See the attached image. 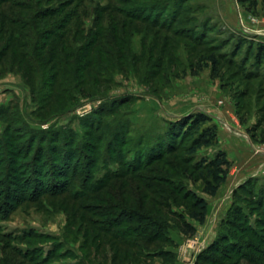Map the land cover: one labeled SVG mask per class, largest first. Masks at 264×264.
Returning a JSON list of instances; mask_svg holds the SVG:
<instances>
[{
  "label": "rangeland",
  "instance_id": "374dc122",
  "mask_svg": "<svg viewBox=\"0 0 264 264\" xmlns=\"http://www.w3.org/2000/svg\"><path fill=\"white\" fill-rule=\"evenodd\" d=\"M49 1L48 6L67 4L65 12L77 11L81 18L68 23L86 32L107 27L114 20L127 22L126 17L133 15L150 22L134 23L138 28L125 36V64L108 72L105 83L89 97L74 92L71 99L60 94L48 101L33 81L23 78L22 71L8 73L0 64V145L6 139L14 140L17 131L22 140L36 137L33 144L45 148L43 162L50 155L59 160L60 154H49L47 148L51 143H64L73 148L68 158L79 160V170H83L82 146L103 133L95 148L96 162L90 167L88 183L94 185L139 151L147 154L150 145L165 138L169 124L192 113L205 114L217 127L218 144L201 149L198 157L211 158L224 151L231 170L214 197L201 192L199 181H180L182 193L190 190L206 199L207 217L203 225L193 223L197 231L192 237L183 236L173 219L169 220L175 225L167 231L172 243L164 248L180 257H176L179 264H195L198 255L212 245L227 252L225 241L219 240L222 234L241 246L252 241L264 251V222H259L264 220V66L255 68L252 58L256 47L264 45V37L256 36L264 28L263 0H257L255 11L238 0ZM152 23L157 24L155 29ZM208 57L215 58V69L207 63L193 74L206 65ZM87 131L94 132L90 134L93 139L86 136ZM175 137L177 143L179 135ZM0 157L5 162L0 165L1 180L10 177V167L24 168L28 175L24 159L10 163L13 156L7 147ZM51 171L44 167L38 175L45 188L55 185ZM22 192L17 197L26 193L31 197L29 190ZM30 197L12 204L7 212L0 210V215L5 214L0 217V264H99L101 255L92 263L84 259L86 249L80 248L84 229L70 225L83 214L70 212L76 203L63 200L64 195ZM237 207L242 211L241 226H250L256 233H243L229 225L236 219ZM172 209L187 218L186 203ZM78 224L84 226L82 221ZM29 233L36 237L22 240ZM50 252L51 258L47 256ZM247 259L237 264H253ZM151 262L163 264L161 258Z\"/></svg>",
  "mask_w": 264,
  "mask_h": 264
},
{
  "label": "trees",
  "instance_id": "16d2710c",
  "mask_svg": "<svg viewBox=\"0 0 264 264\" xmlns=\"http://www.w3.org/2000/svg\"><path fill=\"white\" fill-rule=\"evenodd\" d=\"M49 2L0 0V64L8 69V73L22 71L23 78L27 82L33 81L38 93L48 101L60 94L72 98L74 92L84 97L92 96L105 83L108 72L125 64L126 33L138 28L134 23L148 24L150 20L139 15L127 16L129 23L114 20L107 27L86 32L84 28L68 23L71 18H81L77 11L65 12L67 4L52 7L47 5ZM238 2L247 4L249 11H255L257 7V0ZM156 26V23L151 25L153 29ZM252 58L255 68L264 66V45L256 47ZM207 63L212 70L215 69V58L208 57L206 65L200 66L193 74L208 66ZM250 74L248 72L247 75ZM87 132L86 136L92 138L90 134L94 132ZM15 133L14 140L6 139L4 145L1 142L0 152L7 147L13 156L10 163L24 159L29 171L25 175L24 168L10 167V177L0 179V188L5 187L1 193L0 210L7 212L12 204L30 197L28 193L17 197L24 190H29L31 200H36L39 194L53 198L64 195L63 200L76 203L71 207L72 214L76 216L83 211L70 225L84 229L85 239L80 248L86 249L84 259L88 258V263L101 255L99 264H151L155 258H161L163 264H173L177 255L164 248L172 243L167 231L177 224L183 236L192 237L197 231L193 223L203 225L208 212L206 199L190 190L182 193L180 181H199L201 192L214 197L226 182L232 166L224 151H218L211 158L198 157L201 149L218 144L216 125L202 113H192L169 124L165 138L150 145L147 154L139 151L138 156L119 163L116 170H109L94 185L88 183L90 167L96 162L95 148L103 133L95 136V142L90 140L82 146L83 170H79V160L68 158L69 151L73 149L69 145L51 143L47 148L49 154H60V159H51L50 155L42 162L45 148L33 144L36 137H24L22 140L21 134ZM176 133L179 135L177 143ZM186 140H189L187 144ZM1 158L0 165L4 162ZM39 166L40 170L37 169ZM32 167L34 169L30 171ZM44 167L52 170L50 175L55 185L50 188H45L43 179L38 176ZM77 185L79 189L74 190ZM180 203L187 204V218L172 209ZM3 215L0 217L4 218ZM241 217V209L235 208L236 219L229 225L243 233H256L250 226H241ZM171 219L175 225L170 224ZM259 220L264 222L263 217ZM78 221H82L84 226ZM95 230L98 234L94 235ZM35 237L29 233L22 240ZM219 240L225 241L227 252L220 251L219 245H212L198 255L195 264H225L226 261L237 264L238 260L247 257L250 263L264 264V261H259L261 256L264 257L263 249L252 241L241 246L222 234ZM261 244L264 246V242ZM49 255L51 258V252ZM233 258L238 260L232 261Z\"/></svg>",
  "mask_w": 264,
  "mask_h": 264
},
{
  "label": "crops",
  "instance_id": "0c3cea01",
  "mask_svg": "<svg viewBox=\"0 0 264 264\" xmlns=\"http://www.w3.org/2000/svg\"><path fill=\"white\" fill-rule=\"evenodd\" d=\"M262 31H263V33L260 35V33H257V35L256 36H258V37H264V28L262 29ZM260 32V31H259ZM231 170V169H230ZM230 173V172H229ZM229 175V174H228ZM178 259L180 258L179 256L177 257ZM178 259H176V261H175V264H179V261H178ZM180 260V259H179ZM193 264V263H192Z\"/></svg>",
  "mask_w": 264,
  "mask_h": 264
}]
</instances>
